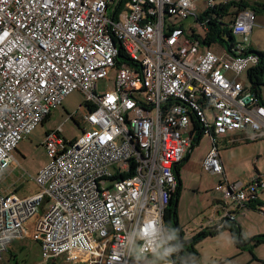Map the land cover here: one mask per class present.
Segmentation results:
<instances>
[{"label": "built area", "instance_id": "built-area-1", "mask_svg": "<svg viewBox=\"0 0 264 264\" xmlns=\"http://www.w3.org/2000/svg\"><path fill=\"white\" fill-rule=\"evenodd\" d=\"M116 1L0 0V175L68 94L81 92L85 106L78 137L45 134L37 192L0 188V258L30 235L44 261L181 264L163 218L177 186L173 168L194 135L209 138L202 168L213 173L223 172L220 138H264V98L238 78L259 60L248 42L251 9L234 15L229 27L239 40L217 53L172 20L195 15L194 0ZM202 2L212 11L230 0ZM110 78L98 92L96 81ZM258 187L260 173L217 189L242 208ZM225 207L219 223L234 219Z\"/></svg>", "mask_w": 264, "mask_h": 264}, {"label": "rangeland", "instance_id": "rangeland-1", "mask_svg": "<svg viewBox=\"0 0 264 264\" xmlns=\"http://www.w3.org/2000/svg\"><path fill=\"white\" fill-rule=\"evenodd\" d=\"M203 12L202 0H196L194 14L199 21L206 24V18L201 19ZM195 15H190L186 19L173 17L172 20L182 25L187 35L194 31L202 37L205 35L206 26L201 25ZM210 15L215 16V14ZM220 26L222 27V25ZM259 29L256 31L254 29V34L250 35L249 39H254L256 51L264 52V28L261 29L262 31ZM220 43L226 46L230 43V39L225 35L224 41ZM220 43L219 39L216 38L212 43L213 48L219 47ZM238 78L243 83H249L246 72H243ZM107 84L110 86L111 78L97 80V91H104L108 86ZM259 87L264 93V73L262 84ZM83 103L84 96L81 92L76 90L71 92L64 98L60 106L51 110L52 113L48 120L39 124L27 139L20 142L18 148L13 151L17 164L15 163L10 175L3 179L5 188L13 190L21 197L39 190L33 176L36 170L47 161L45 149L41 145L44 132L57 129L67 140L78 137L81 134L82 124L79 114L75 115V113ZM194 136L196 138L197 134ZM209 148L210 140L203 135L199 142L194 145L188 159L183 161L179 167L178 173L182 187L176 204V213L178 224L183 228L182 231L184 230L183 237L185 239L190 238L208 224L210 226L217 225L219 222L216 223V219L224 214L226 203L227 209L236 217L245 237L264 234V188H256L257 199L259 200L257 203L250 206L247 203L245 207L239 210L231 200L224 199L222 190L217 189L220 182L238 181L244 186L257 173L264 175V138L247 142H231L228 145L219 142L217 148L223 165V172L221 173L208 172L202 169V161ZM221 203H223L222 208ZM46 204L47 201L44 198L39 206V213H43ZM164 230L167 236L169 234L175 235L172 229L168 231L167 228H164ZM251 244L244 246L243 251H235L240 247L232 242L229 231L223 229L215 235L206 236L198 241L194 245L195 252H183L180 256L183 259L181 264H249L250 259L257 261L252 259L253 255L264 260V243L260 242L254 246ZM9 249L12 250L0 258V264H50L51 261L55 264H83L66 262L59 258L48 260L46 263L41 256L38 241L31 237L13 241Z\"/></svg>", "mask_w": 264, "mask_h": 264}, {"label": "trees", "instance_id": "trees-1", "mask_svg": "<svg viewBox=\"0 0 264 264\" xmlns=\"http://www.w3.org/2000/svg\"><path fill=\"white\" fill-rule=\"evenodd\" d=\"M231 6L236 7L237 10L235 12H229L228 10ZM247 7H250V8H247ZM244 9H251L254 13L264 12V3H257L251 6L250 4L244 1H238L235 3L229 2L228 4H225L223 6L217 5L216 8L213 9L212 11H208V10L204 11L202 13L201 19L205 17L207 23L206 24L204 23L206 26V30H205V35L202 37L196 34L194 31H192L190 35H187L183 26L180 24H177V25L183 29L187 38L191 40H197L198 42H200V44H205L206 46H210L216 40V38L219 39V43L221 41H224V36L226 35L230 39V43L226 45V47H228V51H230L231 46L233 45V42L237 39L239 40V36L234 35L231 32V29L229 27V24L232 22L233 18L224 20L222 19V17L224 16L229 17L233 15L234 13L236 14L238 11L244 10ZM210 14H215V16H211ZM220 25H222V27ZM220 45H223V44L220 43ZM250 50L253 51L255 54H257L259 60H258V64H256L255 66H253L247 71L248 73L247 77L249 80L251 90L259 94L260 93L259 85L262 84V76L264 73V52H259V51L252 50V49ZM120 55L122 54L120 53ZM45 120H43L42 122H44ZM202 136H203L202 133L197 134V137L194 138L193 143L190 146V150L186 153L183 160L179 162L173 168L175 177L178 181H177V186H176L175 191L170 196L168 206L164 212L163 220H164L165 228H167L168 231L169 229H172V231H174L175 233L174 236L172 235L173 236L172 244L174 247V251L181 253V254H183V252L185 251L189 253L195 252L194 245L198 241H200L206 236L215 235L223 229H226L229 231L232 242L237 247H240V249H243L244 246L249 245L250 243H252L251 244L252 246L257 245L260 242L264 243V234H256V235H253L247 238L242 234L239 224L234 219H229V218L225 219L221 226L217 224L215 226L204 227L199 232H197L196 234H194L188 239H185L183 237V231L180 225L178 224L177 213H176V208H177L176 204H177L178 196H179L180 189H181V185L179 182V176H178V170H179L181 163L188 159L190 151L193 149L194 145H196V143L199 142V139ZM253 201L249 202V206L253 205L254 203H257L259 200L256 199ZM252 259L257 260L259 263H264V260L258 259L254 255L252 256ZM45 262L48 263L47 261ZM50 264H55V263L51 261Z\"/></svg>", "mask_w": 264, "mask_h": 264}, {"label": "crops", "instance_id": "crops-1", "mask_svg": "<svg viewBox=\"0 0 264 264\" xmlns=\"http://www.w3.org/2000/svg\"><path fill=\"white\" fill-rule=\"evenodd\" d=\"M238 1H244V2H246V3H248V4H250L251 6H253V5H255V4H257V3H264V0H230V2H233V3H235V2H238ZM195 6H196V0H195ZM247 8H250V7H247ZM237 10V8L236 7H234V6H231L230 8H229V12H235ZM234 15H235V13L233 14V15H231V16H224V17H222V19H224V20H227V19H232V18H234ZM262 17H264V12H256L255 13V18H254V24H253V27H252V29H251V31H250V33H249V36H248V42H249V46H250V49H252V50H255L256 49V47L254 46V43H253V40L254 39H249L251 36H252V34H254V29H255V31H256V29L258 30L259 28H261V29H263L264 28V18H262ZM261 29H259V31H262ZM251 35V36H250ZM204 47H210L211 49H213L215 52H217V53H222V52H226V51H228V47H226L225 45H219V47H215V48H213V46H212V44L210 45V46H206L205 44H201V49H204ZM244 72H246V74H248L247 73V71H244ZM241 74H243V72L241 73ZM241 74H239V75H241ZM248 76V75H247ZM260 89V94L263 96V98H264V93H263V91H262V89L261 88H259ZM64 100V99H63ZM61 105V104H60ZM59 105V106H60ZM58 107V106H57ZM56 107V108H57ZM79 109V110H78ZM77 109V111H76V113H75V115H78L79 116V118H80V122H81V131H82V128H83V126H84V124L82 123V115H83V113H84V110H85V106L82 104L79 108ZM51 113L52 112H50L49 113V115L48 116H46L45 118H44V120L46 119V120H48L49 119V117L51 116ZM74 115V114H73ZM72 118H73V116H72ZM43 122H41L40 124H42ZM38 126V125H37ZM36 126V127H37ZM35 127V128H36ZM49 131H51V130H47L46 132H44V136H45V134L47 133V132H49ZM32 133V132H31ZM30 133V134H31ZM29 134V135H30ZM196 134H198V133H196ZM28 135V136H29ZM44 136H43V138H44ZM28 138V137H27ZM27 138H25V139H27ZM65 138V137H64ZM194 138H195V136H194ZM194 138H193V140H194ZM230 138H231V136L230 135H228V136H224L223 138H220L219 139V142H223V143H225L226 145H228L230 142H228L229 140H230ZM232 138H234V139H237L238 137L236 136V135H233L232 136ZM75 139V138H74ZM24 140V139H23ZM43 140V139H42ZM65 140H67L66 138H65ZM71 140V139H70ZM70 140H67V141H70ZM22 141V140H21ZM20 141V142H21ZM20 142L17 144V146H16V148H15V150L18 148V146H19V144H20ZM232 142H240V140H235V141H232ZM241 142H243L242 140H241ZM192 143H193V141H192ZM41 145H42V141H41ZM210 147H211V143H210ZM217 147H218V145H217ZM210 149V148H209ZM190 150V149H189ZM188 150V151H189ZM14 151V150H13ZM12 151V157H13V161H12V163H11V165L9 166V168L5 171V172H3L0 176V188L3 190V191H5V192H9V191H13V190H11V189H8V188H5L4 186H3V179H4V177L6 176H9L10 175V172H11V170H12V168L15 166V163L17 164V162L15 161V159H16V157L14 158V152ZM187 151V152H188ZM192 151V150H191ZM191 151H190V153H191ZM209 151V150H208ZM208 151H207V153H208ZM206 153V154H207ZM190 155V154H189ZM177 165V164H176ZM20 166V165H19ZM11 167V168H10ZM41 167H39L37 170H36V172L34 173V175L37 173V171L40 169ZM203 169V168H202ZM178 172H179V170H178ZM178 176H179V173H178ZM178 181V180H177ZM179 182H180V176H179ZM238 182V181H237ZM180 185H181V182H180ZM181 187H182V185H181ZM33 194V193H32ZM217 203V202H216ZM222 205H223V203H221V208H222ZM245 207V206H244ZM240 208H238V210H239ZM222 215L223 214H221L220 216H218L217 217V222L216 223H218L219 221H220V218L222 217ZM234 220L236 221V217L234 216ZM237 222V221H236ZM28 224L30 225L31 224V222H28ZM210 226V224H208L207 226H205V227H209ZM202 228H204V227H202ZM183 229V228H182ZM184 231V230H183ZM28 237H31L30 235H27L26 237H23V238H20V239H15V240H13V241H16V240H21V239H24V238H28ZM32 238V237H31ZM13 241H12V243H11V245L13 244ZM10 248V247H9ZM8 248V250L7 251H5L4 253H2V256L3 255H5L6 254V252H10L12 249H9ZM239 250L240 251H243V249H235V251H238L239 252ZM234 251V252H235ZM257 258H260V257H258L257 256ZM262 259V258H261ZM263 260V259H262ZM248 263L249 264H260L258 261H251V259L248 261Z\"/></svg>", "mask_w": 264, "mask_h": 264}, {"label": "flooded vegetation", "instance_id": "flooded-vegetation-1", "mask_svg": "<svg viewBox=\"0 0 264 264\" xmlns=\"http://www.w3.org/2000/svg\"><path fill=\"white\" fill-rule=\"evenodd\" d=\"M220 220H221V219H220ZM219 222H220V221H219ZM222 224H223V221H222L221 223H218V225H220V226H221Z\"/></svg>", "mask_w": 264, "mask_h": 264}]
</instances>
